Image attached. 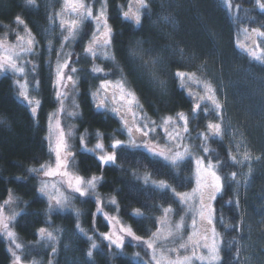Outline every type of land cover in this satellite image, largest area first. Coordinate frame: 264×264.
<instances>
[{"label":"trees","instance_id":"obj_1","mask_svg":"<svg viewBox=\"0 0 264 264\" xmlns=\"http://www.w3.org/2000/svg\"><path fill=\"white\" fill-rule=\"evenodd\" d=\"M46 1L29 5L26 0H0V36L26 26L36 41L26 65L31 99L40 101L35 117L18 95L13 76L0 75V201L10 197L17 203L19 212L12 228L22 245L16 251L22 263L142 264L132 258V244H124L119 251L102 238L108 225L96 214L94 198L72 194L66 207L49 210V202L38 191V171H29L39 170L53 156L49 131L57 102L51 64L57 58L59 63L69 61L67 69L76 80L77 114L72 123L88 145L99 141L109 147L114 140H127L119 119L96 107L92 94L104 79L122 81L137 98L140 112L153 123L179 113L188 118L183 142L190 155L175 164L144 149L121 146L115 150V164L101 168L94 155L76 146L75 172L84 178H100L95 193L116 201L113 208L106 205V211L115 209L136 236L148 238L166 209L172 210L174 220L182 214L173 189L181 193L190 188L194 160L220 161L217 170L223 189L214 203L220 264H264V61L253 59L235 43L241 28L264 31V11L256 0H230L231 8L224 0H144L146 6L137 13L139 24L123 16L132 0H85L93 12L97 7L106 12L113 33L108 52L114 59L85 54L93 29L88 19L63 43L55 33L49 61L45 49L52 38L47 34ZM17 16L25 23L18 24ZM137 41L141 51L134 56ZM257 45L264 52V37L258 38ZM95 67L103 72L94 73ZM177 71L193 79L186 76L182 82ZM205 83L221 103L220 116L207 100L199 101L200 109L193 113L194 104L205 93ZM209 122L221 124L220 136L208 134ZM202 133L207 140L201 138ZM245 153L249 160L243 159ZM230 157L242 162L234 163ZM41 228L56 239L41 236ZM9 248L0 234V264H11Z\"/></svg>","mask_w":264,"mask_h":264},{"label":"rangeland","instance_id":"obj_2","mask_svg":"<svg viewBox=\"0 0 264 264\" xmlns=\"http://www.w3.org/2000/svg\"><path fill=\"white\" fill-rule=\"evenodd\" d=\"M84 3H85V0H84ZM144 3L145 2L143 0V4ZM46 4H48L47 5L48 13H49L48 23L50 27L49 33L47 34L50 35V37L52 38L47 41V45L45 49L47 61H49L50 60L49 57L51 56V51L53 49L52 42H54L53 37L55 33H57L58 37L61 38L60 40L61 43L65 42L66 40L64 39V37L69 35L68 30H67V25L64 28H61L60 20L63 19L70 23L71 20L77 19L78 17L74 15L73 13H71L70 11L66 10L68 6L65 4V0H47ZM142 7L143 6H140L139 0H132L130 2V7L126 11L129 13L128 17L134 18ZM100 10L101 8H98V7L95 12H93L92 10L93 16L97 15ZM89 20L91 21L93 25V29L89 37V40L87 42V45H85V48L89 45V41L92 38V34L97 28L94 20L92 19H89ZM18 36L23 37V41H18L17 40ZM29 36L33 37L28 31H25V29L20 30L18 28L12 30L10 33L4 36H0V42H2V44H0V61H4L6 63L7 59L11 57V59L14 62H16L19 66L24 68V73H15L7 67V63H6L5 69L3 71H0V75L4 73H9L13 76L15 84L18 86L17 87L18 95H19V84L26 83L27 93L29 95V98L31 99L32 97L29 93L31 85H29L28 77L26 76V70H27L26 65L29 62L28 57L32 55L33 50L32 52H29V53H20L19 47H13V46H17V45H20L26 42ZM258 38L259 36H255L252 34V29L241 28L237 30L236 32L235 43L238 48L248 53L251 57H252L251 53L255 52L257 56H260L262 58L260 59V61H264V52L261 51L257 45ZM60 47L61 45L59 46V48ZM59 48L57 50L56 56H58V52L60 51ZM108 48L98 47L96 49V56L105 57V53L106 52L109 53ZM17 53H19V55H17ZM85 54H88L89 56H93L92 54L87 53V52H85ZM57 63H58V59L55 58L53 63L51 64V66H53L51 79H52V86H53L54 93H55V99L57 102V111L52 118L49 134H50V139L52 140V143H53L52 147H54L56 136H57L56 120L58 118L60 122V128L65 133L66 141L68 144L67 152L71 153V156L68 157L67 167L60 169L59 172H56L55 171L56 170V157H55L54 151H52V154H53L52 159L50 160V162H47L43 165L44 166L43 171H38V177H39V184H40L39 188L46 184L48 192L52 196H56V197L64 196V197H67V200H68V198L72 194L78 195L74 192H71V190L68 188L67 181L70 176H79L84 181L90 180L93 177L84 178L78 175L75 172L73 165H72L73 154H74L76 146L78 149L85 151L84 148L81 147V137H83V135L76 134L74 125L72 123V118L74 117L72 113H75L73 95L75 93L76 80L74 76L72 75L75 80V84L73 85L72 83H69L68 86L63 89V91L67 92L68 95L67 97L63 98L64 106H63V110H61L60 101L57 100L56 98V88L54 87L55 68H56ZM50 69H52V67ZM64 72H65V78L67 75H71L69 73L70 69L68 70L67 68H65ZM104 80L111 81L113 86H115L117 81H120V80H112V79H104ZM120 82L124 85L122 81ZM100 84H101V81L96 90V96H95L96 101H97L96 103L98 104L101 100H103L105 104V107H103V109H106L110 113L115 115L121 122V125L125 129V132H126L125 134L127 137V140L122 142V146L141 148L146 151H148L149 148L153 149L156 152L163 151V153L165 154V156L168 157V159H164L158 155H154V156H157L165 160L166 162H170V163H172L171 158L177 150L183 152L185 151V149H187V146L183 142L184 123L183 121L179 120L178 115L175 117H170L171 120L169 121L167 125L164 123L166 118L162 119L157 124L153 123L152 121L145 118L144 115L140 112L139 103L136 97H135V102L132 105V110L131 112H129L128 106L126 104V100L120 101L119 99H117L116 102L113 101L112 91L116 92L117 97L121 95L118 88L114 87L108 93H104L103 90L100 88ZM32 87L34 88L35 85L33 84ZM124 91L126 93L131 92L125 85H124ZM113 108L119 109L121 115L120 116L116 115L112 111ZM125 113H127L126 116H125ZM122 116L128 120L129 122L128 126L133 127V132L131 134L127 131V128L124 125L123 119L121 118ZM136 126L142 127L144 131H149V135L145 137L139 133H136L135 132ZM177 134H180V138L173 140L172 137H176ZM133 142H135L137 146H133ZM96 143L88 145L85 142V147L87 149L93 150L91 152L89 151H85V152H88L94 155L95 157L103 154L101 150L95 149ZM145 144L147 145V148L143 146ZM112 151L113 150L111 148V145L109 147L104 146V152L111 153ZM204 163L207 164L208 162L204 161ZM192 168H193L192 185L190 186L189 189L181 193L191 194L193 188L195 187L194 163H193ZM39 169H41V167ZM49 169H52L55 174L50 175V176H45L43 172L48 171ZM61 173H67V175H62ZM57 189H59V191H57ZM42 196L49 202V197L47 195H42ZM86 196H91L92 198H94V200L96 201V205H97L98 200L100 202L101 210L97 211L96 209V214H100L105 219L108 225L107 232L101 233L102 238L104 239V234L112 235L113 239H115L117 236H123L124 238L123 245L126 243H129L135 247V250L133 254L131 255L134 260H137L141 262L142 264H156L157 260L160 261V264H176L177 261H180L181 264H208L207 260L201 262V260L194 258V255H193L195 253L196 257L202 256V255L206 256L207 251L203 249L202 247L193 248V246L189 243V236L192 235L195 238V235L199 231V228H200L199 219L194 210L195 207L198 206V198L190 201L187 204H182L180 202L181 207H182V214L175 220L173 219L174 216H173L172 210L168 209L167 212L164 211L163 215L158 220L155 231L148 238H141L140 241H137L133 237L127 236L124 232L121 231V228L128 229L129 227L119 218L117 211L115 209H113L110 212L105 210L106 205H109L111 208H113L114 204L109 198L100 197L97 195V193H95V190L93 191L91 189L89 190V193ZM52 203L53 205L55 204L54 201H52ZM59 208L61 207L59 206L53 207V209H59ZM18 212L19 210L17 209V203L13 198L8 197L0 201V215H2V217L5 220H10L9 230L13 231L14 233L15 231L12 228V222L17 216ZM194 218L197 219V227L195 229L192 226V221ZM177 224L180 225L179 230L176 229ZM169 231H171L172 235L168 234ZM154 233L157 234L155 238L153 235ZM0 234L6 240L9 247L14 249V245H12L10 241L7 239L6 234L3 232L2 227H0ZM53 236L55 237V235ZM48 241H50V239H48ZM105 241L110 246L109 241L107 240ZM146 241H153V249H149L147 247V244L145 243ZM181 244H184L185 247L182 248ZM110 247H113L119 251L122 250V247L116 248L114 245H111ZM154 255H155V259H153ZM11 264H13V257H12ZM22 264H25V263H22Z\"/></svg>","mask_w":264,"mask_h":264},{"label":"snow or ice","instance_id":"obj_3","mask_svg":"<svg viewBox=\"0 0 264 264\" xmlns=\"http://www.w3.org/2000/svg\"><path fill=\"white\" fill-rule=\"evenodd\" d=\"M140 6H146L143 4V0H139ZM26 3L31 5L35 3V0H26ZM224 3L231 8L230 0H224ZM65 4L68 6L66 9L67 11H70L74 15H76L78 18L71 20V22H67L63 19L60 20V26L61 28H64L67 25V30L69 35L65 36L64 39L68 40L70 37H74L76 30L79 28L80 24L84 20L92 19L95 22V25L97 26L96 30L92 34V38L89 41V45L85 48V52L92 54L93 56L96 55V49L99 48H108L111 46V37L113 35L112 29L108 26L107 23V16L106 12L103 8L99 11V13L95 16H93L92 7L88 4L84 3V0H65ZM257 7L264 11V2L262 0H256ZM59 15V14H58ZM124 17L127 18L129 16L128 12H125ZM135 22L137 24L140 23V16L136 15L134 17ZM16 22L18 24H24V20L17 16L15 18ZM102 26V27H101ZM25 31H28L27 27L25 26ZM252 34L259 37H264V31H260L258 28L252 29ZM18 41H23V37L18 36ZM36 43L35 38L29 36L28 40L20 45L13 46V47H19L20 53H29L33 50V45ZM2 44V42H0ZM140 42L137 41L136 47L132 49V54L135 56L138 54L140 49ZM19 55V53H17ZM252 57L256 60L262 59L260 56H257L255 52L251 53ZM106 59H114L109 53H105ZM7 67L11 69L15 73H24V68L19 66L16 62H14L11 57L7 59ZM6 63L4 61H0V71H3L5 69ZM69 65V61L65 60L63 63H57L55 68V80H54V87L56 88V98L60 101L61 110H63L64 101L63 98L67 97V92L63 91L64 88L68 86L69 83L75 84V80L72 75H67L65 78V72L64 69L67 68ZM71 71L74 73L76 72L75 68H72ZM94 73H102L103 69L99 67L93 68ZM178 78L181 79L183 82L184 78L187 76L188 79H193L192 75H189L187 73L177 71L175 74ZM19 83V82H17ZM183 86V83L182 85ZM118 88L121 95L119 97L116 96V92L112 91V97L113 101L116 102L117 99L120 101H125L128 106V111L131 112L132 105L135 102V96L131 92H125L124 91V85L117 81L115 86H113L111 81L108 80H102L100 84V88L103 90L104 93H108L113 88ZM205 88V94L203 96H200L198 98L197 103L193 106V113L197 112L200 109V103L199 101L207 100L211 103L212 106H214L216 110V115L220 116V110H221V103L217 100L215 92L212 88V86L208 83L204 84ZM93 97L96 96V93L92 94ZM19 96L23 98L29 105H30V112L33 115V117L37 114V109L40 104L39 100H32L29 98V95L27 93V84H19ZM96 107L103 108L105 107L104 101L101 100ZM112 111L120 116V110L113 108ZM205 114H207L208 109H204ZM77 113H72V115H76ZM127 113H125V116ZM179 120L183 121L184 128L183 132L187 133L189 131L188 129V118L184 113L178 114ZM123 119L124 125L127 128V131L131 134L133 132V127L128 126L129 122L127 119H125L123 116L121 117ZM171 118H166L164 123L167 125ZM208 134L209 135H215L220 136L221 135V124L220 123H212L209 122L207 124ZM151 130V129H150ZM135 132L141 134L142 136H148L149 131H144L142 127L136 126ZM56 141L54 144V147H52L50 150L54 151L55 157H56V172H59L60 169L66 168L68 163V157L71 156V153L67 152L68 144L66 141L65 133L60 128V122L57 118L56 120ZM100 135L99 133L97 134ZM180 138V134H177L176 137H172L173 140ZM201 138L203 140H207V135L201 134ZM122 146L121 140H114L111 144L112 152H104V145L101 142H97L95 144L96 150H101L103 154L98 155L96 157L97 161L99 162L101 168L106 167L108 164H115L116 162V149ZM133 146H137L135 142H133ZM147 148V145H143ZM81 147L84 148L85 151H93L92 149H87L85 147V138L81 137ZM179 147V146H178ZM148 151L153 155L161 156L164 159H168L167 156L163 153V151L156 152L153 149L149 148ZM204 152L207 153L208 149L205 148ZM190 155V153L185 149V151L181 152L177 150L175 154L171 158V162L175 164L177 161H182L185 159L186 156ZM234 163H241L242 161H237L235 157H230ZM245 161L250 159L249 154L245 153L244 158ZM220 161H217L215 164L209 160L207 164L204 163L203 158H198L194 161V167H195V187L192 190V193H179L175 192L173 189L174 195L179 198L180 202L182 204H187L192 200H195L198 198V206L195 207V212L199 219L200 228L199 231L196 233L195 238L190 235L189 236V243L193 246V248H203L207 251L206 256H199L196 257L195 253L194 258L201 260V262L207 260L208 264H220L222 257H221V251H220V233H218L214 227V203L217 200L218 195L221 194L223 189V180L222 176L219 174L217 167L219 165ZM44 166H41V169H29L30 172L32 171H43ZM43 174L45 176H50L55 174L52 169H49L48 171H44ZM62 175H67V173H61ZM236 173H232V179L235 180ZM100 178L93 177L90 180L84 181L79 176H70L67 184L68 188L71 190V192H74L78 194L80 197H84L88 195L89 190H95L97 182H99ZM161 185L164 187H167V184H165L163 181H161ZM39 193L41 195H47L49 197V210H52L53 207L59 206L61 208L67 206V197L61 196L56 197L52 196L47 189V185H43L38 189ZM59 191V189H57ZM52 201L55 202L53 205ZM113 204L116 203L115 200L112 201ZM100 202L97 201V211H100ZM166 212L168 209L165 210ZM9 224L10 220H5L2 215H0V227H2L3 232L6 234L7 239L10 241L12 245H14V249L18 250L22 248V245L17 242L16 235L13 231L9 230ZM192 226L195 229L197 227V219H193ZM79 227V226H78ZM180 225H176V229L179 230ZM83 231V229H81ZM121 231L124 232L127 236L133 237L135 240L140 241L139 236H135L133 231L128 228H121ZM39 234L41 236H47L50 240H55L56 237L53 236L51 232H46L44 228L39 229ZM169 235H172L171 231L168 233ZM154 238L157 234H153ZM91 240L92 238L89 237ZM104 239L109 241L110 246L114 245L116 248H121L124 243L123 236H117L115 239L112 238V235L110 234H104ZM147 247L149 249H153V241H146ZM181 247H185L184 244H181ZM92 248H96V244L93 242ZM13 248H9V251L11 253V256L13 257V264H22L21 256L17 254V252ZM53 252H55V248H53ZM88 256H92L91 249L88 251ZM153 259H155V255L153 256ZM156 264H160V261L157 260ZM176 264H181L180 261H177Z\"/></svg>","mask_w":264,"mask_h":264}]
</instances>
